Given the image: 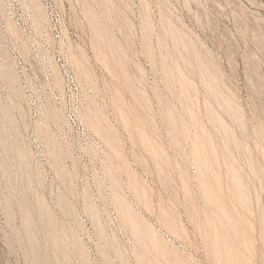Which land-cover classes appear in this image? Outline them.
I'll return each mask as SVG.
<instances>
[{"label":"rangeland","instance_id":"obj_1","mask_svg":"<svg viewBox=\"0 0 264 264\" xmlns=\"http://www.w3.org/2000/svg\"><path fill=\"white\" fill-rule=\"evenodd\" d=\"M0 264H264V0H0Z\"/></svg>","mask_w":264,"mask_h":264},{"label":"bare ground","instance_id":"obj_2","mask_svg":"<svg viewBox=\"0 0 264 264\" xmlns=\"http://www.w3.org/2000/svg\"><path fill=\"white\" fill-rule=\"evenodd\" d=\"M137 229V228H136Z\"/></svg>","mask_w":264,"mask_h":264}]
</instances>
